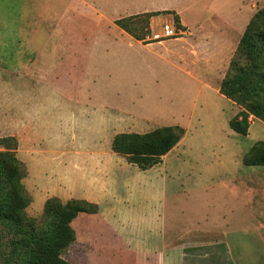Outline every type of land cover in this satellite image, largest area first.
Wrapping results in <instances>:
<instances>
[{"label": "rangeland", "instance_id": "rangeland-1", "mask_svg": "<svg viewBox=\"0 0 264 264\" xmlns=\"http://www.w3.org/2000/svg\"><path fill=\"white\" fill-rule=\"evenodd\" d=\"M85 2L0 0V139L13 138L10 147L17 139L21 144L18 156L27 171L22 182L31 199L27 215L41 225L45 222L44 205L48 198L69 200L68 194L62 191L65 185L60 146L65 138L57 135L61 131L69 129L74 133L73 140L78 141V136H83L88 144H94L100 136V126L105 129L111 123L106 120L110 119L108 116L118 122L117 130L124 133L142 132L138 121L148 128L146 131L188 120L190 133L185 159L172 153L166 160L176 169L187 161L186 165L183 164L179 181L181 191L176 197L170 194L168 210L173 204L177 205L180 211L177 222L179 236L182 240L194 241L193 245L183 248L184 263H175L170 256L166 264H264V175L255 174V171L264 168L248 167L243 163L252 146L264 141V122L251 117L250 135L235 133L229 122L242 108L222 96L218 87L246 27L264 8V0ZM164 8L172 13L152 19L151 43H155L152 42L153 34L163 35L168 25L185 33L172 39L190 36L187 28L178 27L177 19L182 25L183 18L178 11H182L185 19H199L204 28L212 25V19L214 31L220 39L224 38L219 41L223 42L220 46L224 47V53L216 56L214 67L205 75L204 79L208 81L201 84L191 77V73L196 77L200 73L190 66L192 61L184 59L187 49L181 43L168 41L151 47H120L114 52V58L99 60L101 70L94 69L84 79L90 82H69L63 72L55 73L58 81L49 77L53 87L45 86L39 90V128L32 131L31 118L36 113V105L31 100V71L37 66L53 68L45 72L48 76L56 70L54 64L59 60L61 51V24L67 26L71 22L73 25L75 19L81 16L99 21L100 15L108 18L118 13L123 18L128 14L163 11ZM108 20H103L102 28ZM82 21L85 23L84 19ZM91 25L92 22L88 31L93 30ZM86 45L89 49V38ZM182 49L181 57L179 53ZM186 66H189L188 72ZM95 75H99L100 80L95 87H90ZM21 95H25L23 114L19 108ZM95 110L104 111L102 122ZM22 123L26 127H22ZM82 132H86L87 136ZM109 137L104 136L101 142L108 143ZM80 143L85 142L82 139L76 145ZM0 151L4 152L6 148L0 146ZM39 171L47 173L42 185L36 183ZM221 183L226 185L227 190L225 196L218 200L217 191L222 188ZM146 195L152 198L154 193L146 192ZM208 221L215 222L214 239L220 240L214 247L206 244V240H213L212 231L209 235L206 233ZM192 224L201 227L196 230L191 228ZM84 252L86 254V249L74 242L63 250L61 256L71 264H88L89 257ZM4 259L0 256V264Z\"/></svg>", "mask_w": 264, "mask_h": 264}, {"label": "crops", "instance_id": "crops-1", "mask_svg": "<svg viewBox=\"0 0 264 264\" xmlns=\"http://www.w3.org/2000/svg\"><path fill=\"white\" fill-rule=\"evenodd\" d=\"M79 1L86 3L85 0ZM162 10L170 11L165 8ZM82 13L84 15L87 14L84 11ZM178 13L183 16L181 27L187 28L186 31L190 33V36L188 38L168 39L155 43L158 45H164L168 41L181 43L187 49V56L184 59L192 61L190 66L200 73L197 77L191 73V77H194L198 83L203 84V81H208V79L205 80L204 78L214 67L216 56H221L224 53V47L220 46L223 42H219L223 41L224 38L220 39V35L214 31L212 19V25L209 28H204L202 23L198 21L199 19H185L182 11H178ZM117 14L108 18L100 15L99 21H92V17L81 16L80 19H75L73 25L71 22H68L67 26H62L61 24V31H59V33L61 32L59 35L61 51L59 60L54 64L56 70L49 73L48 76H46L45 72L52 71L53 68L37 66L34 71H31L33 73L30 84L31 100L36 105V113L31 118L30 128L32 131L33 128H39L40 113L37 106V103H40L37 97L39 90L45 86L48 88L53 87L49 77L58 81L55 73L63 72L69 82L76 80L83 81V84H85L90 82H85L86 80H84L90 72H94V69L101 70L99 60L103 58L106 60L107 57L114 58V52L118 48L124 46L133 48L135 45L151 47L155 44H143L116 24L114 25V21L120 17ZM124 17H129V14ZM83 19L85 23L82 21ZM86 19L88 20L86 21ZM105 19L109 20L105 27L102 28L101 23ZM91 22L92 25L90 27L93 30L88 31V25ZM87 38L91 41L89 49H87L86 45ZM191 40H195V42ZM216 42H218L217 49L215 48ZM182 51L183 49L181 50L182 54L179 53L180 56L183 55ZM165 52L171 53L170 50ZM188 67L186 66L187 72ZM182 69L184 70L185 68ZM93 79L94 82L90 87H95L100 77L95 75ZM208 86L212 88L210 83ZM218 87L220 89V85ZM61 95H65L64 91H62ZM89 96H91L90 93ZM24 97L25 95H21L19 107L21 113L23 112ZM95 114L99 115V119L102 122L104 111L95 110ZM108 117L110 119L106 120L111 123H108L105 129L102 125L100 126V136L94 141V144H88L87 139L83 136H78V141L73 140L71 137L74 136V133L69 129L66 132L61 131L57 134L66 139L62 140L60 146L65 185L62 191L69 196V200H63L64 203L71 200H84L99 207L97 213H80L83 215L80 216L79 214L73 221L72 227L75 224L73 228L76 232V246L86 249V254L89 257L87 260L88 264H166L170 256L174 258L175 263H184L185 254L183 248L186 245L190 246L194 240H186L184 238L182 240V237L179 236L177 222L180 211L175 204L168 210V200L171 193L176 197L177 193L181 191L179 181L183 164L186 165L187 161L181 163L182 167L180 165V168L176 169L175 166L168 165L166 160L172 153H176L178 158L185 159V153L187 152L185 149L187 147L186 141L190 133L188 120H180L181 122L178 121L177 124L171 125L185 129L186 134L180 143L163 157L160 164L148 170H141L137 165L129 163L126 157L112 150L114 137L124 132L117 130L118 122L110 116ZM23 124L22 127H26ZM137 124L142 128V132H136L139 134H145L156 129L145 131L148 128H144L142 122L138 121ZM249 132L251 133V129ZM82 134L87 136L86 132H82ZM104 136H110L108 143L104 144L101 142L102 140L104 141ZM82 139L85 143L76 145V142H81ZM17 140L19 149L21 144L19 139ZM19 152L20 150H17V156ZM45 167L47 168L48 166ZM248 167L264 168L262 166ZM255 172L257 175H264V169H258ZM46 175L47 173L39 171L36 176L38 180L36 183L39 185L44 184L41 182L44 181ZM221 185L222 188L217 191L218 200L225 196L227 190L224 183H221ZM177 186L178 189H176ZM151 191L154 193L152 198L146 195V192ZM58 198L62 201L61 197ZM48 200L49 198L45 203ZM199 227H201L199 224L191 225V228L196 230H199ZM215 230V222L208 221L206 233L209 235L212 231L211 235L213 236L211 239L213 240H206V244L213 247L220 242V240L216 241L214 239Z\"/></svg>", "mask_w": 264, "mask_h": 264}, {"label": "trees", "instance_id": "trees-1", "mask_svg": "<svg viewBox=\"0 0 264 264\" xmlns=\"http://www.w3.org/2000/svg\"><path fill=\"white\" fill-rule=\"evenodd\" d=\"M172 11L147 12L120 18L115 24L137 41L151 43V21ZM178 27L181 28L179 19ZM220 93L242 110L230 120V128L247 136L251 117L264 122V8L249 22L227 73L220 84ZM180 126L159 127L145 134L121 133L112 141V150L141 170L162 162L184 138ZM0 139V256L2 264H71L62 252L76 241L73 221L80 213L95 214L98 205L84 200L62 202L49 199L44 206L45 222L41 225L27 215L31 203L22 180L27 176L24 164L17 156L18 142ZM246 166L264 167V141L257 142L245 155Z\"/></svg>", "mask_w": 264, "mask_h": 264}, {"label": "built area", "instance_id": "built-area-1", "mask_svg": "<svg viewBox=\"0 0 264 264\" xmlns=\"http://www.w3.org/2000/svg\"><path fill=\"white\" fill-rule=\"evenodd\" d=\"M185 33L179 29H177L174 26H166L165 30H164V34L163 35H159V34H153L152 36V42H156V41H162V38H166V39H172V38H177L179 36H183ZM149 40H151V36L149 37Z\"/></svg>", "mask_w": 264, "mask_h": 264}]
</instances>
